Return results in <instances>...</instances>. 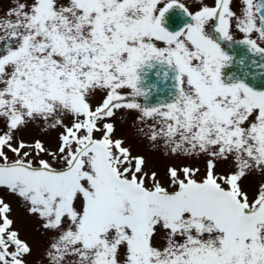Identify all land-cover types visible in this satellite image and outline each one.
<instances>
[{"label": "snow or ice", "instance_id": "6c2138e0", "mask_svg": "<svg viewBox=\"0 0 264 264\" xmlns=\"http://www.w3.org/2000/svg\"><path fill=\"white\" fill-rule=\"evenodd\" d=\"M0 264H264V0H0Z\"/></svg>", "mask_w": 264, "mask_h": 264}, {"label": "rangeland", "instance_id": "374dc122", "mask_svg": "<svg viewBox=\"0 0 264 264\" xmlns=\"http://www.w3.org/2000/svg\"><path fill=\"white\" fill-rule=\"evenodd\" d=\"M208 3H212L213 0H207ZM119 134V132L117 133ZM133 150L134 151H143L145 153H149V148L147 143H142V144H136L133 143ZM167 158H160L154 161L157 167H159L161 170H163L164 165L167 163ZM179 163V162H177ZM16 220H17V226L21 227L22 234H30L32 233V226L29 221L25 219L24 216V210L20 207L17 206V204L13 201V211L11 213Z\"/></svg>", "mask_w": 264, "mask_h": 264}]
</instances>
